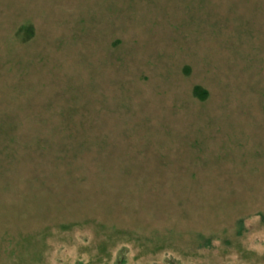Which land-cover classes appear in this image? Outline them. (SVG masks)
Returning <instances> with one entry per match:
<instances>
[{
    "label": "rangeland",
    "instance_id": "obj_1",
    "mask_svg": "<svg viewBox=\"0 0 264 264\" xmlns=\"http://www.w3.org/2000/svg\"><path fill=\"white\" fill-rule=\"evenodd\" d=\"M0 264H264V0H0Z\"/></svg>",
    "mask_w": 264,
    "mask_h": 264
},
{
    "label": "trees",
    "instance_id": "obj_2",
    "mask_svg": "<svg viewBox=\"0 0 264 264\" xmlns=\"http://www.w3.org/2000/svg\"><path fill=\"white\" fill-rule=\"evenodd\" d=\"M193 95L198 100H203L206 97V92L200 90L199 88H194Z\"/></svg>",
    "mask_w": 264,
    "mask_h": 264
}]
</instances>
